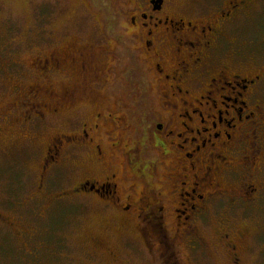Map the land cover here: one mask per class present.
<instances>
[{"label":"flooded vegetation","instance_id":"flooded-vegetation-1","mask_svg":"<svg viewBox=\"0 0 264 264\" xmlns=\"http://www.w3.org/2000/svg\"><path fill=\"white\" fill-rule=\"evenodd\" d=\"M127 1L118 44L129 41V60L141 70V113L132 120L112 109L126 46L111 55V31L89 39L68 34L58 47L46 36V52L31 60L37 81L16 86L0 113L1 142L20 130L25 147L37 159L41 153L31 195L0 199V232L34 241L37 229L26 222L50 221L55 231L43 244L50 245L64 212L79 218L95 209L104 220L90 241L96 263L125 264L137 234L159 264H200L222 252L229 264H243L249 230L264 232V0ZM12 45L2 50L9 52L3 69L21 72ZM151 90L159 110L151 108ZM114 238L122 248L107 242ZM64 243H53L60 249L45 264H78L62 255ZM33 252V263L42 264L40 250Z\"/></svg>","mask_w":264,"mask_h":264},{"label":"rangeland","instance_id":"rangeland-1","mask_svg":"<svg viewBox=\"0 0 264 264\" xmlns=\"http://www.w3.org/2000/svg\"><path fill=\"white\" fill-rule=\"evenodd\" d=\"M128 7L127 0H0V113L4 110L6 104L14 100L13 90L16 86L24 85L27 87L37 81V75L32 71L31 60L36 55L43 56L46 52L48 41H43L46 36L54 39L58 47L62 43L61 38L63 36L66 38L68 34L87 36L89 39L93 34L111 31L109 35L112 44L108 46L111 55H116L115 52L122 49V46H126L122 49V58H119L120 68L115 73L116 79L122 82L119 86L121 90L115 93V97H110L111 102H117V104L112 106V109L118 110L117 113L131 114L132 120L133 114L137 117L141 112L137 107L140 101L139 99L137 100V95L139 94H137L138 90L135 88V82L140 77L141 70L137 68L133 60H129V49L127 48L130 45L129 41L123 39L122 44L120 46L118 44L119 36L124 34L121 26L126 24ZM121 14L122 17H119ZM246 30L249 31L248 28ZM11 44H13L11 46L13 48L11 59L18 63L21 67V72H8L7 69H3L6 61L4 63L1 61L8 57L9 52L2 50L4 47L9 48ZM131 49L132 47H130ZM145 68H147L146 78L150 79L151 82V79H153L151 64L147 62ZM125 72L130 73L125 74ZM128 78L132 80L133 85L125 80ZM55 81L58 82L57 79ZM149 93L151 95L150 101L153 103L151 108L159 110L160 100L156 101L153 99V101L152 97L155 98L157 95H152V90ZM126 102L132 106L127 111L122 106ZM23 136L20 130H14L4 137L3 142L0 141V199H11L15 196L23 200L26 196L31 195L37 183L39 177L37 171L38 159L41 153L38 152L37 159L33 150L25 147L26 140ZM117 156L119 158L116 159V162H121L122 157ZM69 168L70 166L65 168L66 171L59 180L60 182L62 181L61 183L59 182L60 186L64 187V185L69 184L68 181L71 178ZM164 170L165 167L162 165V171ZM161 176L162 172H159L158 177L160 178ZM66 197L61 199V204H64ZM67 199L71 198L68 196ZM60 208H64V211L66 209L69 210L66 204L60 205ZM94 210H85L81 215L77 213L80 219L73 217L76 214L71 211L64 212L61 219L56 220L57 225H59L56 231L60 237H51V244L45 245L46 247L43 245L47 242L46 232L48 230L51 232L55 231V225L50 223V221L44 224L37 220L26 222L29 230L35 227L37 229L38 235L35 236L34 241H31V238L18 240L11 234L0 232V264H35L30 255L34 250L33 254L35 253L36 255L37 250H40L38 253L39 262L40 260L42 264L51 262L48 257L49 252L60 249L58 244H53L56 240L65 242L63 244L64 248H61L62 255L76 258L78 264H101L100 261L96 263L97 260L93 261L91 257H88V254L92 252L91 238L99 234L100 228L102 231V227L98 229V226L104 221L101 212ZM22 214L26 218L28 217L26 213ZM69 216L73 218L66 219ZM167 220L169 228H173V222L170 217ZM77 227L82 229V231L74 235ZM249 232L248 239L242 248L243 264H264V232L256 235L254 228L250 229ZM133 237L136 239L133 242L136 248L132 252H126L127 250H125V264H159L160 260L154 259L143 248L137 234ZM29 242L30 245L27 244ZM107 242L110 245L118 244V247H123L119 245L116 238L111 241L107 239ZM44 247L45 250L43 251ZM181 250L188 257L189 252H187L185 245H181ZM101 252L102 262L106 263L105 260H109L108 256L103 251ZM157 255L159 256V254ZM200 264H229V261L226 260V256L222 252L219 255L213 253L210 257L204 258Z\"/></svg>","mask_w":264,"mask_h":264}]
</instances>
